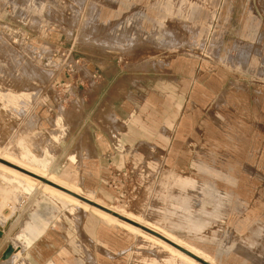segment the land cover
<instances>
[{"label": "rangeland", "instance_id": "obj_1", "mask_svg": "<svg viewBox=\"0 0 264 264\" xmlns=\"http://www.w3.org/2000/svg\"><path fill=\"white\" fill-rule=\"evenodd\" d=\"M89 58H115L126 93L191 69L196 88L214 94L187 104L180 124L164 129L167 145L139 150L132 165L148 168L154 190L132 208L109 201L85 160L69 161L58 176L90 183L105 205L164 226L215 264H264V0H0V91L23 97L16 108L0 97V153L44 170L69 126L96 118L94 106L84 114L80 103L88 88H99L90 75L79 81ZM145 71L152 79L138 77ZM62 110L67 117L57 122ZM105 115L116 142L114 119ZM7 176L0 170V264H22L25 252L26 264H42L32 250L51 229L67 236L52 241L81 250L73 257L84 264H169L162 247L96 211L39 182L23 191ZM41 181L62 189L48 172ZM37 231L30 245L16 243V259L2 260L18 234Z\"/></svg>", "mask_w": 264, "mask_h": 264}, {"label": "crops", "instance_id": "obj_2", "mask_svg": "<svg viewBox=\"0 0 264 264\" xmlns=\"http://www.w3.org/2000/svg\"><path fill=\"white\" fill-rule=\"evenodd\" d=\"M83 62L89 74L83 72L84 77H80L79 81L85 82L87 76L90 75L92 79L97 78L99 88L91 90L88 88V94L81 95L80 103L84 108V114L94 106L97 115L96 118L86 117L76 120L69 126L68 133L59 143L58 151L49 168L48 166L46 168L50 174L68 173L70 162L77 164L80 160H85L90 171L99 173L100 182H104L106 186L111 169L130 164V162L139 163L137 160L143 157L139 154H144L138 153L139 150L147 148L146 146L164 147L167 145L169 137L166 133L164 134V129L168 130L171 124H180L182 112L187 104L197 103V96L211 97L214 94L210 89L201 92V89L196 88L195 74L191 69L180 73L174 79L167 73L166 75L158 74L151 83L140 89L141 92L129 86V92L126 93V82L121 76L125 74V71L120 64H117L115 58L112 61L89 58ZM138 75L144 79H152V75L147 71ZM169 105L171 109L173 108L172 111ZM105 108L114 119L113 127L118 136L116 142L109 129L99 120V114ZM169 119H171L170 122ZM84 136L89 138L90 145L87 150L80 148ZM85 153L86 155L89 153L92 157L86 159ZM106 169L108 170L107 176L103 174ZM174 175L185 176L181 172ZM98 183L99 181L96 180V184ZM106 191L110 198L109 201L113 202L114 192L107 186ZM52 235L67 239L66 235L57 230L51 229L47 234L45 233L39 245L32 250V253L38 257V261L42 264H84L80 259L73 257L81 254V250H73L74 248L68 245L58 247L59 244L52 241ZM94 253L100 252L97 250ZM61 255L63 257H59Z\"/></svg>", "mask_w": 264, "mask_h": 264}, {"label": "bare ground", "instance_id": "obj_3", "mask_svg": "<svg viewBox=\"0 0 264 264\" xmlns=\"http://www.w3.org/2000/svg\"><path fill=\"white\" fill-rule=\"evenodd\" d=\"M34 8H36V7H34ZM42 8H43V6L41 5L39 7V10H41ZM43 71H46V69ZM0 97L7 100L6 103L4 104L5 107H11V108L12 107H15V108L18 107L20 100H22V98H23L21 94L18 95L17 93H14L12 91H9L8 93H2L0 91ZM107 112H108V110L105 108L103 110V112H101L99 114V120L101 121L102 124L107 126L106 128H109L112 126H109L107 123L106 118H108V117H105L106 116L105 114ZM66 117H67L66 112L64 110L60 111L58 113V116H57V122L63 121ZM110 134H111V132H110ZM114 134H115V132H114ZM89 145H90L89 138L87 136H84L81 143H80V148L87 150ZM9 164H11V165H9ZM12 165L17 166L18 168H21V169H23L29 173L22 171L21 169H17L15 167H13ZM0 170L5 171L6 175L8 174V176H9L8 179H12L14 182L20 184L23 191L29 192V190L33 187V185L36 182H39L43 185L44 189L52 188V189L56 190V192H58L59 194L65 196V198L74 202V204H76V208L80 207V208H83L84 210L92 209V210L96 211L102 217V219H104L108 222H111L112 224H115L121 228H124L134 235L136 234V235L140 236L141 238H143V241L151 243L152 244L151 246L156 245V246L162 247L163 251L165 252V254L162 255L164 262H167L169 264H203L202 262L198 261L197 259L193 258L189 254L183 252L182 250L178 249L176 246H174L168 242V241H170V242H173V243L177 244L178 246L184 248L185 250L191 252L192 254L198 256L199 258L203 259L204 261L208 262L209 264H215L214 259L211 256H209L207 253L202 251V249H199V248L191 245L190 243L186 242L185 240H183L179 236H176L175 234H173L170 230H168L164 226L150 222V221L146 220L145 218H143L142 215H138L134 212L126 211L125 209H122V208L121 209H118V208L114 209L113 207L105 205L103 203V202H106L104 197L101 195H98L94 189L90 188V186H87L86 188H84L83 186H81L75 182H72V183L67 182L64 179H62L61 177H59L58 175L52 174L53 178L55 179V181H52V182L54 184H56L57 186H59L63 189H66L69 192H72L79 197L90 200L94 204H98L100 206L108 208L111 210V212H108V211H106V210H104V209H102V208H100L94 204H90V203L82 200L81 198H79V197H77L71 193H68L62 189L54 188L52 185L42 182L40 179L36 178L34 175L40 176L43 179V177H45V172L47 173L46 169L43 170V169H39L38 166L37 167L36 166H30V165L26 164L24 160L15 159V157H13V156H6V155L0 153ZM177 197L178 196L171 197L170 201L171 202H178L179 200L177 199ZM114 212L120 214L124 218H127L133 222H136L140 226H137V225H135L131 222H128L124 219H121L120 217L114 215ZM171 213L174 214V211H172ZM165 218H167V217H165ZM141 226L148 228L152 232L160 234L161 236L166 238L168 241L160 238L159 236L153 234L150 231L143 229ZM197 228H202V225L198 224ZM39 233H40V231H37V232H35L34 235H31V236L26 235V234H18L17 239L14 240L10 245V248H9L10 252L8 254L3 255L2 260H7L12 255H13V258L16 259L20 255V251L15 253V254H12L13 249L16 247V243L19 241V242L23 243L24 247H26V246L30 245L31 242H33V240L38 236ZM30 255H31L30 252H28V253L25 252V254L22 257V261H23V262L21 261L22 264H26V258H28ZM10 259H12V257ZM151 262L153 264H156L155 260L154 261L152 260Z\"/></svg>", "mask_w": 264, "mask_h": 264}, {"label": "built area", "instance_id": "obj_4", "mask_svg": "<svg viewBox=\"0 0 264 264\" xmlns=\"http://www.w3.org/2000/svg\"><path fill=\"white\" fill-rule=\"evenodd\" d=\"M148 179L149 173L146 166H134L130 162V164L111 169L106 186L115 194L113 202L129 209L154 190L150 187Z\"/></svg>", "mask_w": 264, "mask_h": 264}, {"label": "water", "instance_id": "obj_5", "mask_svg": "<svg viewBox=\"0 0 264 264\" xmlns=\"http://www.w3.org/2000/svg\"><path fill=\"white\" fill-rule=\"evenodd\" d=\"M9 165H11V164H9ZM12 166L15 167V168H17V169H21V168H18L17 166H14V165H12ZM21 170H22V171H25V170H23V169H21ZM25 172H27V171H25ZM27 173H29V172H27ZM34 176H35L36 178L42 180V178H41L40 176H37V175H34ZM51 184H52V183H51ZM53 184H54V183H53ZM55 185H56V184H55ZM62 190L66 191V192H68V193H71V194H73V195H75V196H77L76 194H74V193H72V192H69V191L66 190V189H63V188H62ZM77 197H79V196H77ZM79 198H81L82 200H84V201H86V202H88V203H90V204H94V203L91 202L90 200H87V199L82 198V197H79ZM94 205H96V206H98V207H100V208H102V209H104V210H106V211H108V212H111V210L108 209V208H105V207L100 206V205H98V204H94ZM114 215H116V216L120 217L121 219H124V220H126V221H128V222H131V223H133V224H135V225H137V226H140V225L137 224L136 222H133V221L127 219V218H124L123 216H121L120 214H118V213H116V212H114ZM141 227H142L143 229L147 230V231L152 232V231L149 230L148 228H145V227H143V226H141ZM152 233L155 234V235H157V236H159L160 238H162V239L168 241L166 238H164V237L161 236L160 234H157V233H155V232H152ZM0 236H1V232H0ZM168 242L171 243L172 245L176 246L178 249L182 250L183 252L189 254V255L192 256L193 258L197 259L198 261L202 262L203 264H209L208 262H206V261H204L203 259L199 258L198 256L192 254L191 252L185 250L184 248L178 246L177 244H175V243H173V242H170V241H168ZM8 248H9V247H8ZM6 251H7V250H6ZM5 253H6V252H5ZM5 253H4V255H5Z\"/></svg>", "mask_w": 264, "mask_h": 264}]
</instances>
